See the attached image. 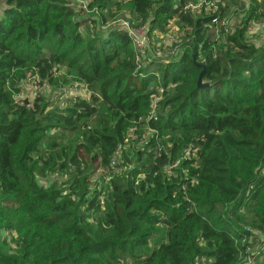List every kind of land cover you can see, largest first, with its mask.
Returning <instances> with one entry per match:
<instances>
[{
    "label": "trees",
    "instance_id": "16d2710c",
    "mask_svg": "<svg viewBox=\"0 0 264 264\" xmlns=\"http://www.w3.org/2000/svg\"><path fill=\"white\" fill-rule=\"evenodd\" d=\"M186 1L88 0V9L104 21L112 6L126 9L133 26L165 33ZM250 1L225 44L206 34L222 15H180L181 54L142 58L139 66L122 31H82L71 0H4L0 264H238L264 244L257 237L264 235V48L245 36L248 22L264 20V0ZM33 78L53 90L78 81L90 94L61 106L59 95L56 102L37 96L28 106L18 97ZM145 127L156 134L122 151L127 171L91 184L128 132ZM165 133L171 145L160 140ZM60 134L79 143L62 145ZM189 144L197 159L168 177L162 166ZM55 174L63 184L50 183ZM160 226L164 242L138 255ZM254 258L264 264V253Z\"/></svg>",
    "mask_w": 264,
    "mask_h": 264
},
{
    "label": "rangeland",
    "instance_id": "374dc122",
    "mask_svg": "<svg viewBox=\"0 0 264 264\" xmlns=\"http://www.w3.org/2000/svg\"><path fill=\"white\" fill-rule=\"evenodd\" d=\"M72 1L74 5L76 6L75 11H79L80 4L76 0H72ZM202 1L203 0H187L185 3V6L181 8V10L179 11V14L177 16H174V18L170 21L169 26L167 27V31L165 33H162L156 30L153 31L152 33H149L148 41L146 43L145 52H144V59L145 58L152 59V60L162 59V60L168 61V60H171V59L174 60L175 58H177L182 52L183 46L181 44L183 43L185 39L184 32L179 31V27H178L180 24L179 16L187 15V16H190L191 18H196L198 16L197 14H201L203 12H206L208 14H213L212 12L216 11V9L210 6H204L208 9L207 11L200 12V11L195 10L194 7L198 4H201ZM3 2L4 0H0V15L2 13V9H4ZM206 2L214 4L218 9L216 12V15H219V16L222 15V19H224L227 22V25H225L222 28H219L220 24L216 25L214 22L213 23L211 22L209 24L206 34L207 36L210 37V40L212 42L216 41L217 43L221 42L224 44L227 42L226 35L232 34L235 26L238 25L239 22L244 17L246 10L250 7V5L253 6L250 0H206ZM176 4H178L177 1H175V5ZM188 6L189 8L185 12L184 11L185 7H188ZM104 15H105L106 21L101 19V15L98 16L95 13H86V14L80 15L81 22L83 23L86 22L85 26L82 27L81 30L82 31L84 30L85 32H87V34L95 35L97 32L100 33L107 29H113V28H110V25L114 18H122L123 20L129 21V22L132 21L134 24L138 23V21L136 20V16H134L133 14H130L128 10L123 9V10L118 11L114 6H112L106 12H104ZM90 21L91 23H89ZM108 23L110 25L106 26ZM259 23H260L259 21L257 22L253 20L248 22L247 24L248 31L246 32L245 36H246V41L249 44H254L257 47L264 48V30H260V26L262 25ZM185 32H189V29H186ZM168 48L172 49L170 54H166V50ZM162 53L163 55L159 56ZM141 62L142 60L138 63L139 66H143ZM65 71H67V69L63 68L60 74L64 75ZM36 85H39V84L33 79L26 80L23 83H21V87H20L21 94L18 98L23 101H27L28 106L39 95L44 96L46 100L49 102L50 101L56 102V98L58 94L63 95V91H59L60 90L59 88H56L55 90L51 88L50 90H48L47 85H40L41 89L40 91H37L35 89ZM68 86H70V88L73 86L81 88V93L77 95L78 97L81 95H83L84 98L89 97L90 91L88 92L86 91V87L83 85V83H80L78 81H73ZM152 86L154 85L152 84L151 87ZM155 88H158L156 89L158 93L161 94L163 92V89L159 85L156 86ZM70 96H71L70 94L63 95V97H67V98ZM60 99L61 100L59 102H56V104L58 103L57 105L61 106L65 104V100L61 97ZM153 99L154 101H157L156 99L159 100L158 95L153 97ZM147 132H148V129L143 128V134H146ZM150 134L151 133H148L147 137H149ZM59 136L63 138L61 141L62 145H66L68 142H71L74 144L79 143V141L73 136L64 135V134H60ZM171 136H172L171 134L165 133L164 137L160 140L165 141L166 145H171L167 143V141L170 140ZM132 149H133V144L130 142L127 143L125 151L128 155L132 153ZM192 156L194 157V154ZM122 157H123V154H122ZM195 159H197V156L195 157ZM104 171L105 169L98 171V173L96 174V177L91 179L90 183L93 185L96 182L101 183L102 179L104 180L106 178V174ZM166 174L172 175V173H169L168 170H166ZM48 180L50 181V183L55 181L57 183L59 182L63 184L65 181V177L59 176V174H55L52 177H49ZM46 183L47 181H41V184L45 185ZM158 228H160V231L156 234H153V236L148 240L147 245L141 249H138V252H137L138 255L147 256L153 249H155L158 246L159 243L164 242V240L166 239V236H165L166 228L163 226H160ZM251 241L252 239L249 240V242ZM255 248H256V244L253 246L252 251H254ZM134 262L135 260L129 258L125 264H134Z\"/></svg>",
    "mask_w": 264,
    "mask_h": 264
},
{
    "label": "built area",
    "instance_id": "2783aa9c",
    "mask_svg": "<svg viewBox=\"0 0 264 264\" xmlns=\"http://www.w3.org/2000/svg\"><path fill=\"white\" fill-rule=\"evenodd\" d=\"M76 1L80 4V7H79L80 15L86 14V13H95V14H97L96 10H94V9L93 10H89L88 9V0H76ZM71 2H72L71 3V7L72 8L76 7L72 0H71ZM207 2H206V0H203L202 3L196 5L194 7V9L197 10V11L202 12V11H207L208 10L204 6H210V7L214 8V9H216V11H213L212 13L217 12V10H218L217 7L214 4L207 3ZM188 8H189V6L185 7L184 11L186 12V10ZM74 10H75V8H74ZM211 22L212 23L214 22L216 25L220 24L219 28H222L225 25H227V22L224 19H222V18L219 19V17L218 18L217 17H213ZM109 23L106 26L110 25ZM259 24L262 25V26H260V30H264V20L261 23H259ZM110 28L122 31L123 33H125L128 36V38L132 42V46H133V49H134V52H135V63L138 64L142 60V58H144L145 47H146V43L148 41L147 27L146 26H142L140 28H136L129 21L123 20L122 18H115V19L112 20ZM247 31H248V26H247L246 32ZM171 51H172V49L168 48L166 50V54H170ZM162 55H163V53L160 54L159 56H162ZM33 80L35 81L34 78H33ZM43 85H47V89L48 90L51 89L50 85H48L47 83H45ZM69 88H70V86L60 87L59 91H63V95L70 94L71 96L68 97V98L78 97L77 95L81 93V88H79V87L73 86V87L70 88V90H69ZM35 89L37 91H40V89H41L40 84L36 85ZM86 91L88 92L87 87H86ZM52 95H53V93H52ZM58 95L61 98H63L64 100L68 99L67 97H63V95H61V94H58ZM39 96H41V95H39ZM79 97L80 98H84L83 95H81ZM23 103H24V101H23ZM152 114L154 115V112H152ZM145 128L148 129V132L146 134H143V131L140 134H138V133L135 132V130H131V131L128 132V134H127V136H126V138H125V140H124V142L122 144L123 145V149L121 150L120 147L118 148L117 152H115L113 154V156L111 157L108 165L105 168L104 172L106 174V178H105L106 183H108L111 180L113 174L114 175H119V174H122V173L127 171V169H128L127 166L128 165L125 163V161H124V159L122 157V151L125 150L127 143H129V142L132 143L133 144V149L134 150H139V149H141L144 146V144L149 139L154 137L156 132L154 130L148 128V127H145ZM142 130H143V128H142ZM148 133H151L149 137H147ZM179 152H180V154L178 153V156L174 160V162H172L170 164H165V165L162 166L161 171L163 173L166 174V170H168L169 173H172V175H174V174H176L174 172V170L177 169L181 165L182 162L189 161L191 159L196 160L195 157L197 156L196 154L198 152V147L193 145V144H189L188 146L182 148ZM193 154H194V157L192 156ZM172 175L170 174V175H167V176L171 177ZM190 183H191V185H193L195 183V180L192 178L190 180ZM186 188H187L186 185L182 186V190L183 191H185ZM101 203H103V202L101 201ZM194 208H195L194 204L191 205L189 207V210H190L189 212L194 211ZM5 235H8V232H6ZM257 237L259 238V240L264 242V235L257 234ZM256 253H264V244L263 245H259V244L256 243V248H255L254 251H252V248H248L246 250L244 256L241 257L240 262L238 264H255L254 256H255Z\"/></svg>",
    "mask_w": 264,
    "mask_h": 264
},
{
    "label": "water",
    "instance_id": "95a60500",
    "mask_svg": "<svg viewBox=\"0 0 264 264\" xmlns=\"http://www.w3.org/2000/svg\"><path fill=\"white\" fill-rule=\"evenodd\" d=\"M200 81H201V78H199V80H198V87H201ZM24 104L28 105V102L24 101Z\"/></svg>",
    "mask_w": 264,
    "mask_h": 264
},
{
    "label": "crops",
    "instance_id": "0c3cea01",
    "mask_svg": "<svg viewBox=\"0 0 264 264\" xmlns=\"http://www.w3.org/2000/svg\"><path fill=\"white\" fill-rule=\"evenodd\" d=\"M3 5H4V3H3Z\"/></svg>",
    "mask_w": 264,
    "mask_h": 264
}]
</instances>
